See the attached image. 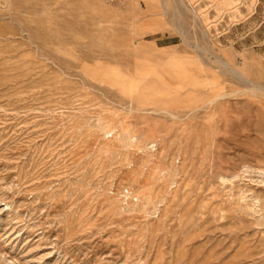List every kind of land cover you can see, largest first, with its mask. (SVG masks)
<instances>
[{"label":"rangeland","instance_id":"obj_1","mask_svg":"<svg viewBox=\"0 0 264 264\" xmlns=\"http://www.w3.org/2000/svg\"><path fill=\"white\" fill-rule=\"evenodd\" d=\"M0 264H264V0H0Z\"/></svg>","mask_w":264,"mask_h":264},{"label":"bare ground","instance_id":"obj_2","mask_svg":"<svg viewBox=\"0 0 264 264\" xmlns=\"http://www.w3.org/2000/svg\"><path fill=\"white\" fill-rule=\"evenodd\" d=\"M219 97V96H218ZM221 97V96H220Z\"/></svg>","mask_w":264,"mask_h":264}]
</instances>
